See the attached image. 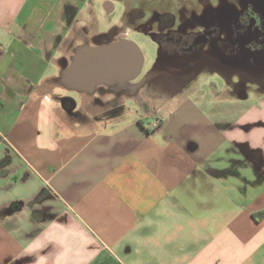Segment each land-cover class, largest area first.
I'll return each mask as SVG.
<instances>
[{"label": "crops", "instance_id": "0c3cea01", "mask_svg": "<svg viewBox=\"0 0 264 264\" xmlns=\"http://www.w3.org/2000/svg\"><path fill=\"white\" fill-rule=\"evenodd\" d=\"M113 2L0 0V264H264V92L217 71L99 94L64 62L97 59ZM232 89L259 99L214 105Z\"/></svg>", "mask_w": 264, "mask_h": 264}, {"label": "flooded vegetation", "instance_id": "af4514ba", "mask_svg": "<svg viewBox=\"0 0 264 264\" xmlns=\"http://www.w3.org/2000/svg\"><path fill=\"white\" fill-rule=\"evenodd\" d=\"M137 1V6L131 7L121 20L94 40L96 46L109 47L132 34L151 35L155 42L153 68L129 81H139L130 87L119 79L108 87L99 86V94L128 89L136 97L140 93L151 94L159 87L174 90L175 82L192 75L202 85L217 71L243 91L255 85L251 80L257 82V74L264 75V0ZM120 54L122 59H73L64 63H131L125 49ZM150 80L157 83L152 85ZM72 93L78 94L75 91L67 95L76 98ZM97 102L106 104L101 98ZM74 103L71 98L66 99L65 111L83 117L79 101L72 110ZM118 107L117 104L107 107V111Z\"/></svg>", "mask_w": 264, "mask_h": 264}, {"label": "water", "instance_id": "95a60500", "mask_svg": "<svg viewBox=\"0 0 264 264\" xmlns=\"http://www.w3.org/2000/svg\"><path fill=\"white\" fill-rule=\"evenodd\" d=\"M124 49L128 55L127 59L131 61V63H96L95 69L87 67V71L84 75L89 76L90 73L93 72V75H96L99 80L108 76L113 81L119 79L122 82H129L136 79L142 73L144 56L139 46L134 41L125 39L109 47L106 46L104 49L99 47L94 56L96 55V60L106 58L122 59L120 53H122ZM98 83H101V81H98ZM70 98L75 102L72 107V110H74L77 106V102L73 97L64 96L61 98V103L64 107V101Z\"/></svg>", "mask_w": 264, "mask_h": 264}, {"label": "rangeland", "instance_id": "374dc122", "mask_svg": "<svg viewBox=\"0 0 264 264\" xmlns=\"http://www.w3.org/2000/svg\"><path fill=\"white\" fill-rule=\"evenodd\" d=\"M113 3L115 4V10L112 13L109 12L107 17L109 18V22L116 24L119 20L122 19L123 12L125 11V8H126V4L117 2L115 0ZM129 40L134 41L139 46V48L142 51V54L144 56V66H143V70H142L141 74L145 73L147 70H148L147 72L151 71V69L153 68L152 63H153V59H154V50H153L154 44L153 43H155L154 40L152 39L151 35H148V36L147 35H139L138 36V34H135V35L132 34L129 37ZM250 76H253L252 79H254V75H250ZM256 77H257L256 78L257 85H259V87L261 88L260 89L261 92H264V75H263V72H262V74H257ZM204 78H208V76H204ZM215 79H220V78H218V76H216ZM227 79L229 80V78H227ZM251 81H254V80H251ZM248 82H250V81H248ZM233 90L234 89H232L231 91H228V92H232ZM246 90L250 91L249 98L246 100L239 99L238 98L239 95L237 96L236 93L232 92V93H229L226 95L228 102L221 103V104H214V105H216V106L219 105V106H221L220 108H230L232 110V109H235L237 105H238V107L243 105V104L247 105V104L253 103L259 99V95L255 92V90H253V89L252 90L246 89ZM261 94H263V93H261ZM240 103H242V104H240Z\"/></svg>", "mask_w": 264, "mask_h": 264}, {"label": "trees", "instance_id": "16d2710c", "mask_svg": "<svg viewBox=\"0 0 264 264\" xmlns=\"http://www.w3.org/2000/svg\"><path fill=\"white\" fill-rule=\"evenodd\" d=\"M263 216H264V211H261V212L254 214V217L257 220H260ZM93 264H110V263H109L108 259H106V260L97 259ZM113 264H118V263H113Z\"/></svg>", "mask_w": 264, "mask_h": 264}]
</instances>
